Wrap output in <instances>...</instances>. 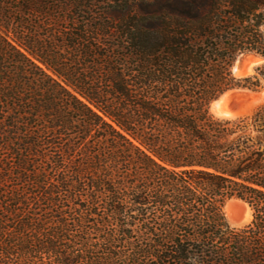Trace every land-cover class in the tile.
<instances>
[{
	"label": "trees",
	"instance_id": "16d2710c",
	"mask_svg": "<svg viewBox=\"0 0 264 264\" xmlns=\"http://www.w3.org/2000/svg\"><path fill=\"white\" fill-rule=\"evenodd\" d=\"M233 89H264V0H0V264H264V101L213 116Z\"/></svg>",
	"mask_w": 264,
	"mask_h": 264
},
{
	"label": "rangeland",
	"instance_id": "374dc122",
	"mask_svg": "<svg viewBox=\"0 0 264 264\" xmlns=\"http://www.w3.org/2000/svg\"><path fill=\"white\" fill-rule=\"evenodd\" d=\"M260 61V58L252 54L246 55L235 62L233 67L234 72L237 76L250 74L253 72L254 66ZM228 91H230L231 94L222 106L237 112L234 117L249 113L255 106L264 101V89L260 91L250 89H233ZM210 112L215 117L232 118L219 110L211 109V105ZM228 202H230V204L226 206ZM224 208L228 224L232 227L242 226L251 220V209L247 202L242 199L231 198L226 202Z\"/></svg>",
	"mask_w": 264,
	"mask_h": 264
},
{
	"label": "bare ground",
	"instance_id": "6f19581e",
	"mask_svg": "<svg viewBox=\"0 0 264 264\" xmlns=\"http://www.w3.org/2000/svg\"><path fill=\"white\" fill-rule=\"evenodd\" d=\"M230 94H231L230 91L225 92V93H224V94L218 99V101L212 102V104H211V109H213V110H219V111L223 112L224 114H226V115H228V116H230V117H234V116L237 114V112L232 111V110H230V109H228V108H224V107L222 106V104H223V103L229 98ZM224 116H225V115H224ZM229 204H230V202H228V204H227L226 206H228Z\"/></svg>",
	"mask_w": 264,
	"mask_h": 264
},
{
	"label": "water",
	"instance_id": "95a60500",
	"mask_svg": "<svg viewBox=\"0 0 264 264\" xmlns=\"http://www.w3.org/2000/svg\"><path fill=\"white\" fill-rule=\"evenodd\" d=\"M225 92H227V91H225ZM225 92H224V93H225ZM224 93L220 94V95H219L218 97H216L212 102L218 101V99H219Z\"/></svg>",
	"mask_w": 264,
	"mask_h": 264
}]
</instances>
